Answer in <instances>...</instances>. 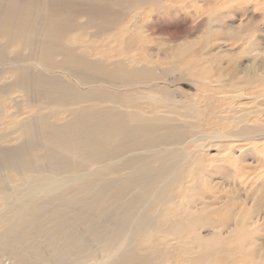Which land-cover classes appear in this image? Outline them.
Masks as SVG:
<instances>
[{"label": "bare ground", "instance_id": "obj_1", "mask_svg": "<svg viewBox=\"0 0 264 264\" xmlns=\"http://www.w3.org/2000/svg\"><path fill=\"white\" fill-rule=\"evenodd\" d=\"M145 2L0 0V75L7 72L11 75L3 88L14 83L21 97L16 103L24 109L35 105L32 110L14 115L16 147L0 150V165H6L4 169L10 176L17 177L1 182L0 191L10 193H3L0 201L18 204V209L9 214L12 217L7 229L0 232V244L4 243V233L9 231L19 235L40 234L50 257L57 253L72 256L86 246L83 242L91 235L103 243L106 251L104 260L93 264H152L155 261L145 253L130 250L133 243L140 245L139 236L145 242L146 232L152 231L161 239L175 236L177 245L186 248L179 254L187 255L188 264H207L206 260L217 255L222 259L216 264H238L234 259L227 261V248H218L215 235L207 243L184 240L186 231L203 219L152 209L176 199L172 187L182 180L190 161L165 158L167 147L183 140L184 124L141 118L137 111L141 98H156L151 90L140 87L150 81L149 72L157 79L155 66L143 64L139 58L109 55L87 62L88 55H78V43L83 36H90V29L112 32V37L124 31L133 33L143 17L135 19L131 14ZM92 37L94 43L103 39ZM72 57L80 60V64L69 81L43 74L41 64L74 66ZM65 76L69 77L66 73ZM263 80L264 71L256 72L246 77L241 88ZM236 84L235 92L239 90ZM33 90L40 92L39 97ZM128 90L133 92L121 101ZM138 90L145 91L138 93ZM261 90L262 93L249 99L257 101L264 113V86ZM156 94L158 98L161 95ZM170 94L171 91L167 96ZM44 108L48 111L43 112ZM57 108L65 113L63 117L71 119L58 122ZM241 120L247 122L246 117ZM255 136L264 138V123ZM222 137L236 138L235 132ZM250 137L247 133L239 139ZM166 179L165 185L154 194L158 184ZM156 211L160 214L154 215ZM189 234L201 237L191 230ZM191 244L199 255L189 252ZM237 248L245 254L249 251L243 243ZM160 251L154 248V252ZM234 255L235 250L231 253L233 258ZM27 259L18 264H31ZM63 259L65 256L53 260V264H64ZM256 262H264V252L257 253ZM70 264L88 263L77 257Z\"/></svg>", "mask_w": 264, "mask_h": 264}, {"label": "rangeland", "instance_id": "obj_2", "mask_svg": "<svg viewBox=\"0 0 264 264\" xmlns=\"http://www.w3.org/2000/svg\"><path fill=\"white\" fill-rule=\"evenodd\" d=\"M132 1L140 2L126 0ZM140 6L131 14L135 19L143 17L133 33L124 31L112 37V32L90 29V36H83L78 43V55H88L87 62L109 55L125 56L155 66L157 79L149 72L150 81L140 87L151 90L156 98H141L137 111L141 118L184 124L183 140L167 147L165 158L175 162L190 161L182 180L172 187L176 199L152 209L203 219L190 229L200 233L201 237L195 238L187 230L184 240L207 243L215 235L218 248H227L228 262L234 259L238 264H257V253L264 252V138L257 139L255 135L264 123V113L263 107L255 100L251 102L249 96L263 92L264 80L253 82L246 88L241 86L246 84L247 76L264 71V0H146ZM94 35L103 39L94 43ZM72 59L74 66L41 64L42 72L45 76L54 75L63 82L69 81L80 64V60ZM220 72L223 75H218ZM10 79L9 72L0 75V88ZM234 82L239 88L237 92L234 91ZM16 88L12 83L10 88L0 89V150L16 147L13 146L16 137L14 115L35 108L31 104L24 109L16 103L21 100ZM169 91L170 97L167 96ZM132 92L128 90L121 101ZM39 93L33 90L36 97ZM156 93L161 94L159 98ZM115 98L116 101L118 93ZM31 99L35 100L34 97ZM57 110L59 118H55L59 119L58 122L71 119L63 117L65 113L59 108ZM46 111L48 108L43 109ZM22 115L26 116L25 113ZM244 117L247 122L241 120ZM247 125L248 129L245 128ZM232 132L236 138L222 137ZM247 133L251 134V139H239ZM171 150L176 153H170ZM5 167L0 165V188L2 181L17 179L11 177ZM167 181L158 184L154 194ZM3 193L10 191H0V196ZM16 209L18 204L0 201V232L7 229L12 217L9 214ZM159 211L154 215H159ZM182 228L180 225L181 234ZM146 233V241L139 236L140 245L133 243L130 250L145 253L155 261L152 264H188L187 255L179 254L186 248L177 245L175 236L161 239L152 231ZM83 243L86 246L72 256L57 253L50 257L40 234L19 235L9 231L4 233V243L0 244V264L25 263L27 258L32 263L48 264L51 261L53 264V260L62 256H65L64 264H70L77 257H82L88 264L104 260L106 251L102 242L90 235V239ZM240 243L245 245L248 253L237 248ZM30 245L37 247L29 248ZM154 248H160V253L154 252ZM188 250L192 255H199L192 244ZM234 250L233 258L231 253ZM221 259L217 255L206 261L207 264H216Z\"/></svg>", "mask_w": 264, "mask_h": 264}]
</instances>
